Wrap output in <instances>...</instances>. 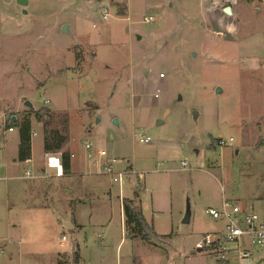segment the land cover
Returning <instances> with one entry per match:
<instances>
[{"label": "rangeland", "instance_id": "1", "mask_svg": "<svg viewBox=\"0 0 264 264\" xmlns=\"http://www.w3.org/2000/svg\"><path fill=\"white\" fill-rule=\"evenodd\" d=\"M28 9L0 0V264H72L73 244L74 264H218L196 246L226 226L207 208L225 197L264 221V0H30ZM27 115L36 134L32 159L20 160V128L8 123ZM53 130L74 154L61 177L39 168ZM107 158L127 171L122 181L101 166ZM135 193L152 242L122 224V200ZM253 252L251 262L264 246Z\"/></svg>", "mask_w": 264, "mask_h": 264}, {"label": "built area", "instance_id": "2", "mask_svg": "<svg viewBox=\"0 0 264 264\" xmlns=\"http://www.w3.org/2000/svg\"><path fill=\"white\" fill-rule=\"evenodd\" d=\"M102 20L106 21L109 18L110 12L108 8H104L101 12ZM146 22H152L153 16H146L144 18ZM96 27V24H94ZM13 128H10L12 130ZM150 137H141L140 142H150ZM233 142V138L230 141L220 139L218 144L226 146ZM86 148L89 150V156H92V146L87 143ZM96 153L99 157L107 156L108 153L104 149L97 150ZM73 156V154H72ZM45 157L47 159L48 167L55 168L57 175H63V158L62 154L56 152H46ZM117 159L107 158L102 167L105 172L110 174L114 181H122L123 176L127 173L126 170H116L115 163ZM186 164V162H183ZM34 170L28 169L25 172L26 177H32ZM213 218L222 219L225 221V229L216 232V234H207L204 238L196 243V246L200 250H209L217 256L219 261H223L229 264L232 258H237L239 264H251L250 258L253 257L254 247L264 246V221L261 219L258 213L254 210L248 209L245 205H241L238 202L231 201L227 198H223L221 209L209 207L205 211ZM62 240H66L63 236Z\"/></svg>", "mask_w": 264, "mask_h": 264}, {"label": "trees", "instance_id": "3", "mask_svg": "<svg viewBox=\"0 0 264 264\" xmlns=\"http://www.w3.org/2000/svg\"><path fill=\"white\" fill-rule=\"evenodd\" d=\"M126 7L123 5L119 11L120 15L125 14ZM36 119L41 122L43 119L42 112L37 111L35 114ZM20 128V142H19V159L29 160L32 157V133L33 126L30 116H25L22 121L14 120L11 117L8 127ZM67 140L65 135H62L58 130L50 131L44 142L45 152H61L63 158V173H70V152L62 151L64 144ZM135 197H139V193H135ZM123 210L126 217V228L132 237H140L141 239L152 242L151 238L147 236L146 222L144 215L140 211V206L137 205L136 199H123ZM74 261L77 260V250H74ZM218 264H227L218 260Z\"/></svg>", "mask_w": 264, "mask_h": 264}, {"label": "water", "instance_id": "4", "mask_svg": "<svg viewBox=\"0 0 264 264\" xmlns=\"http://www.w3.org/2000/svg\"><path fill=\"white\" fill-rule=\"evenodd\" d=\"M10 1V0H8ZM16 2L21 5L22 7V12L24 14H28L29 12V9H28V5L30 3V0H16ZM224 11L225 13H227L228 15H232L233 14V9L231 6H226L224 8ZM61 30L63 33L65 34H71V31H70V27H69V24H63L62 27H61ZM138 38H141L140 35H138ZM218 91H220V88L218 89ZM180 99H182V96L179 97ZM25 105L28 106L29 108L31 109H36L35 108V105L33 104V102L31 100H27L25 102ZM194 115L195 117H197L198 113L197 112H194ZM13 119L16 120V116H13ZM117 122V120L115 121ZM0 128H1V125H0ZM191 209H190V206H188V209L185 213V216H184V219H183V222L184 223H189L191 221ZM64 224L69 228V229H73L74 228V224L72 222V219H71V216L67 219V221L64 222ZM73 249H75V244L73 245ZM200 250V249H199ZM264 261V258L260 259L259 261H256L254 263H251V264H261L262 262ZM72 264H74V261H72Z\"/></svg>", "mask_w": 264, "mask_h": 264}, {"label": "crops", "instance_id": "5", "mask_svg": "<svg viewBox=\"0 0 264 264\" xmlns=\"http://www.w3.org/2000/svg\"><path fill=\"white\" fill-rule=\"evenodd\" d=\"M17 120V119H16ZM36 134V132H33L32 133V135H35ZM45 151H44V157H45ZM56 153H60V154H62L61 152H56ZM71 155V157H70V173H72V166H73V162H72V157L74 156V154L73 153H70ZM72 154H73V156H72ZM46 158V157H45ZM31 159H32V157H31ZM14 160H16L17 161V158H15ZM46 164H47V159H46ZM46 164H41V166L39 167L40 168V171H41V173H44L43 174V176H45V175H48V172H49V170H51V169H53V168H49V167H47L48 165H46ZM70 173H67V174H70ZM66 174H64L63 173V175H57L56 174V177H61V176H65ZM33 177H35V175H33L32 177H30V178H33ZM29 178V177H28ZM123 199H125V198H123ZM127 199H131V198H127ZM134 199H137V198H134ZM122 202H123V200H122ZM137 205L138 206H140V204H139V201H138V203H137ZM247 207V206H246ZM71 216V219H72V215H70ZM69 216V217H70ZM122 216H123V219H122V224L124 225V227H125V229H126V231H127V228H126V223H125V214H124V210H123V205H122ZM65 221H67V220H65ZM64 221V222H65ZM73 222V221H72ZM65 225V224H64ZM74 229V228H73ZM63 238V237H62ZM62 240V239H61ZM74 245V244H73ZM75 249H76V245H75ZM75 249H73V246H72V250L74 251ZM262 258H264V254H260L259 256H258V260L257 261H259L260 259H262ZM74 260V259H73ZM256 262V261H255ZM254 263V262H253Z\"/></svg>", "mask_w": 264, "mask_h": 264}]
</instances>
